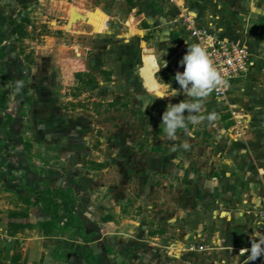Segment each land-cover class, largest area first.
I'll return each mask as SVG.
<instances>
[{"label":"rangeland","instance_id":"rangeland-1","mask_svg":"<svg viewBox=\"0 0 264 264\" xmlns=\"http://www.w3.org/2000/svg\"><path fill=\"white\" fill-rule=\"evenodd\" d=\"M196 32L248 43L258 70L170 140L184 96L148 105L138 74L166 50L179 89ZM263 200L264 0H0L1 263L212 264L219 226L240 204L257 225Z\"/></svg>","mask_w":264,"mask_h":264},{"label":"clouds","instance_id":"clouds-1","mask_svg":"<svg viewBox=\"0 0 264 264\" xmlns=\"http://www.w3.org/2000/svg\"><path fill=\"white\" fill-rule=\"evenodd\" d=\"M165 54L166 50L160 56L150 55L138 75L144 95L150 100L148 105L155 100L181 94L184 96L178 103H169L161 117L162 132L168 139L175 140L178 130L186 129L188 123L196 124L201 121L200 114L208 97L213 92H222L228 87V82L216 67L207 48L202 43H193L187 47L179 61L183 71H177L174 76L179 89L173 88L171 82H164L159 76L161 69L168 66L163 59ZM207 119H215V114H210ZM249 241L250 248H242L239 255L234 257L236 264H251L264 257V235L254 232ZM242 256H246L243 262L240 260Z\"/></svg>","mask_w":264,"mask_h":264},{"label":"crops","instance_id":"crops-1","mask_svg":"<svg viewBox=\"0 0 264 264\" xmlns=\"http://www.w3.org/2000/svg\"><path fill=\"white\" fill-rule=\"evenodd\" d=\"M171 43H172V45L174 44L173 41H171ZM246 44L250 48V45L248 43H246ZM250 50L252 51V53L255 56V62L257 65L247 75H245L241 79H238L232 85L231 90L227 96V100L230 103V109L231 110L233 109L231 106L236 105L234 102L233 103L231 102L232 99L234 100V98H232V96H233L232 93L234 92V90H236L237 87L243 86L251 78H254V76L256 75L257 70H258V61H257L258 58L256 57V54L253 51V49L250 48ZM186 51H187V49L184 48V49H182L181 52L184 55L186 53ZM172 65H173V62H172ZM238 99H240V98H238ZM256 114H259V112H256ZM255 135L256 136L253 139H256L257 141H254L255 143H251V142L250 143L253 147L259 148L261 146L260 145L261 144V135H260V131L258 129H257ZM229 146L234 148V150L232 151L233 154H231V155H235V157L233 159L234 164L241 166L242 162L244 165H247L249 163L248 160L250 158H249V156H247V153H248L247 151H246L247 153L244 152L245 154H243V152H241L239 154V151L237 149L238 145L235 144L234 142H231L229 144ZM258 154H259V152H257V153L252 152V155L255 157ZM248 155H249V153H248ZM229 160H231V159H229ZM249 173H251V172H249ZM241 174H243V173H241ZM262 202L263 201L259 202V206L261 209L263 206ZM243 208H244V205H242V204H240L238 208L235 207L233 209V216L236 217L235 220L234 221L231 220V221H229V223H227L223 226H219L220 229L217 230V234L214 237L215 240H213L215 242L214 247H217V248H216V250H214V252L216 254L214 255V257L212 259V264H236V260L234 259V257L239 255L240 250L242 248H250L251 245H250L249 237L254 232L257 231L256 230L257 225L256 224L253 225L249 222L248 215L246 213L241 212L242 211L241 209H243ZM154 238H156V237H154ZM206 250H207L206 247H205V249H201V251H206ZM245 258H246V256H242L240 258L241 262H243V260ZM0 264H3V263H1V261H0ZM251 264H264V259L261 257L260 259L256 260L255 262H251Z\"/></svg>","mask_w":264,"mask_h":264},{"label":"built area","instance_id":"built-area-1","mask_svg":"<svg viewBox=\"0 0 264 264\" xmlns=\"http://www.w3.org/2000/svg\"><path fill=\"white\" fill-rule=\"evenodd\" d=\"M199 43H202L208 50L216 67L223 74L228 82V87L222 92H213L217 98H227L230 88L238 80L247 75L255 67V56L244 42L210 37L205 34H198ZM256 233L264 235V200L260 217L257 222ZM200 249H205L204 245ZM264 259V257H262Z\"/></svg>","mask_w":264,"mask_h":264},{"label":"trees","instance_id":"trees-1","mask_svg":"<svg viewBox=\"0 0 264 264\" xmlns=\"http://www.w3.org/2000/svg\"><path fill=\"white\" fill-rule=\"evenodd\" d=\"M48 208H52V206H51V205H49V206H48Z\"/></svg>","mask_w":264,"mask_h":264}]
</instances>
